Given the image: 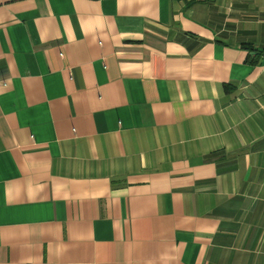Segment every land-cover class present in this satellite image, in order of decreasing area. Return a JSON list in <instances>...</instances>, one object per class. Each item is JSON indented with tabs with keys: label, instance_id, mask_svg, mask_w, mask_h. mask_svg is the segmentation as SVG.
Returning <instances> with one entry per match:
<instances>
[{
	"label": "crops",
	"instance_id": "0c3cea01",
	"mask_svg": "<svg viewBox=\"0 0 264 264\" xmlns=\"http://www.w3.org/2000/svg\"><path fill=\"white\" fill-rule=\"evenodd\" d=\"M0 264H264V0H0Z\"/></svg>",
	"mask_w": 264,
	"mask_h": 264
}]
</instances>
